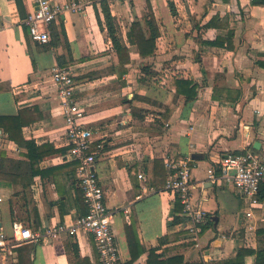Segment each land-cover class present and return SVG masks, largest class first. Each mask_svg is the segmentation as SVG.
Wrapping results in <instances>:
<instances>
[{
    "label": "crops",
    "instance_id": "obj_1",
    "mask_svg": "<svg viewBox=\"0 0 264 264\" xmlns=\"http://www.w3.org/2000/svg\"><path fill=\"white\" fill-rule=\"evenodd\" d=\"M52 1L61 6L76 2L82 9L65 10L51 25L50 42L39 44L31 40L17 1L0 0V116L38 107L42 117L24 126L23 136L57 149L39 163L44 174L17 193L10 179L0 180V231L10 234L13 223L21 221L44 232L72 223L85 210L73 168H60L74 162L63 156L68 149L63 106L52 80V68L60 65L72 69L74 97L85 111L82 121L92 129L95 146L103 144L96 167L107 205L119 209L114 223L123 264L131 260L129 240L136 237L135 250H145L133 264H146L151 248L161 259L179 254L187 262L206 264L232 258L241 247L255 249L256 231L264 227V202L243 197L231 179L212 181L210 170L220 177L219 162L231 153L254 150L264 158V5L256 0H172L174 16L168 0H105L117 35L129 48L131 61L122 67L102 0ZM148 3L160 37L156 53L144 58L127 35L133 22L144 26ZM23 5L24 14L36 8L32 0ZM217 37H231L232 47L208 44ZM176 78L196 85L194 100L176 93ZM225 90L240 95L235 92L230 99ZM26 151L0 129L3 170L28 171ZM186 157L192 160V203L207 215V228L197 236L183 205L180 210L165 190V159ZM167 234L176 239L160 243ZM70 242L98 264L93 240L84 232L19 245L9 264H70ZM255 262V255L245 259V264Z\"/></svg>",
    "mask_w": 264,
    "mask_h": 264
},
{
    "label": "built area",
    "instance_id": "obj_2",
    "mask_svg": "<svg viewBox=\"0 0 264 264\" xmlns=\"http://www.w3.org/2000/svg\"><path fill=\"white\" fill-rule=\"evenodd\" d=\"M36 8L24 18L23 22L29 28V35L33 42L49 43L51 40V25L59 19L65 10L80 11V4L59 5L52 0H32ZM131 3L135 0H115ZM1 31V26H0ZM52 80L57 87V93L62 100L65 120V136L68 149L63 154L67 161H77V186L82 191L85 213L77 217L72 223H59L49 227L44 232L33 231L21 221L12 225V233L0 231L1 264H9L14 255V249L27 242L39 241L45 237L57 239L62 234L77 236L80 232L92 238L100 264H123L120 246L115 230L114 218L119 209H112L106 203V192L97 171V156L103 144L95 146L92 129L85 126L84 109L75 100V77L72 69L56 65L52 68ZM191 158L165 159L167 179L165 190L183 205L184 215L190 217L194 223L193 233L197 236L207 221L205 211L192 203V170ZM220 177L215 169L210 170L212 181L221 177L231 179L236 190L246 198L256 201L255 196L264 183V158L256 151H245L240 154H228L219 162ZM140 179L145 175L140 173ZM122 210L129 214L130 208ZM250 215V213H249Z\"/></svg>",
    "mask_w": 264,
    "mask_h": 264
},
{
    "label": "trees",
    "instance_id": "obj_3",
    "mask_svg": "<svg viewBox=\"0 0 264 264\" xmlns=\"http://www.w3.org/2000/svg\"><path fill=\"white\" fill-rule=\"evenodd\" d=\"M18 4V8L20 12L23 14L24 18H26L28 14H24V0H16ZM170 10L172 14L175 16L177 14L176 7L172 0H168ZM256 4H262L264 5V0H256ZM103 13L105 16L107 28L109 37L112 40V43L118 53L120 65L124 67L125 64L129 63L131 61V56L129 52V48L126 44L123 43L122 39L117 35L116 25H115V17L112 16L111 11L109 9V6L107 5V2L105 0L101 1ZM148 13L144 16V26L141 22L136 21L133 22L131 25V29L128 32V43L130 45H137L139 49V54L142 57H149L156 53L157 50V41L160 37V31L159 26L156 21V17L152 11L151 4L148 3ZM215 20L209 23V25H213ZM224 42H227V47H232V38L228 37L227 39L222 37H217V39L213 42H208L210 45H224ZM176 93L178 95H185L187 100H194L197 96L196 91V85L193 84V82L189 79L185 78H176L172 81ZM226 95L228 98L233 99V93H237V95H240V91H234V90H225ZM228 93H231L229 96ZM234 100H236V97H234ZM39 109L38 107H31V108H25L21 109L18 113V115L15 116H0V129H3V131L8 135V137L17 142L20 145L26 146L27 151L23 152L22 154L24 156H27L30 158V163L28 164L30 169L28 171H22L21 167L19 171H13V172H6V170H3L2 165L0 164V180L3 178L10 179L14 185L15 192L21 188L26 187V185L31 182V179L37 175V174H44V171L39 168V163L49 154H52L57 151L55 147L51 144H43L41 146H38L34 141L27 140L23 136V127L31 124L33 122H36L37 120H40L42 117L39 116ZM96 148V146H94ZM244 153V152H242ZM238 154V153H234ZM7 155L5 153H2V158H6ZM165 163V162H164ZM79 163L77 161H74L71 165H65L60 166V168L65 167H72L73 171L75 172L74 178L75 183L77 185V167ZM255 199L260 202H264V183H262L260 187V191L255 196ZM78 200L80 203H82L83 207L84 200L82 191L78 187ZM178 202V207L181 210V202L176 200ZM85 213V210L83 211V214ZM175 222H179L180 218L175 217ZM133 226V225H132ZM131 226V227H132ZM207 228V223H205L202 226V231H205ZM257 234V247L254 248H247V247H241L238 249L236 255L232 258L225 259V260H219V261H213L209 264H245V259L247 256L255 255L256 262L255 264H264V227L260 228L256 231ZM174 239V236L171 234H167L160 238V243L166 244L172 242ZM130 244V251H131V260L127 262L126 264H133L134 261L144 252V247H139L138 250H135V244H139L138 237H136L135 240H129ZM67 252L70 260V264H92L89 258L82 257L79 254V249L76 243L70 242L67 245ZM160 254L156 253L155 248H151L149 250V259L146 264H206L203 261L199 262H187L185 261V258L183 255H174L171 257H168L166 259H161ZM97 263L100 264L97 256Z\"/></svg>",
    "mask_w": 264,
    "mask_h": 264
},
{
    "label": "water",
    "instance_id": "obj_4",
    "mask_svg": "<svg viewBox=\"0 0 264 264\" xmlns=\"http://www.w3.org/2000/svg\"><path fill=\"white\" fill-rule=\"evenodd\" d=\"M257 144H259V143H256V144H255V147H257V146H258Z\"/></svg>",
    "mask_w": 264,
    "mask_h": 264
}]
</instances>
